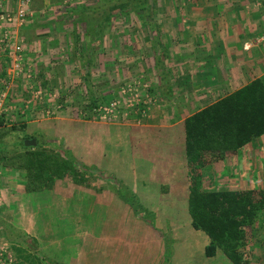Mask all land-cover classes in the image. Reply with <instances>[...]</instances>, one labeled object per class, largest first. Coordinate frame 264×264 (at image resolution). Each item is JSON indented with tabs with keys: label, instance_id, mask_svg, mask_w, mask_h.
<instances>
[{
	"label": "rangeland",
	"instance_id": "1",
	"mask_svg": "<svg viewBox=\"0 0 264 264\" xmlns=\"http://www.w3.org/2000/svg\"><path fill=\"white\" fill-rule=\"evenodd\" d=\"M9 1L0 14L16 16L26 0ZM31 1L35 14L22 26L0 25V40L8 31L23 43L30 72L15 75L13 55L0 43V89L9 87L1 141L7 155L19 160L25 153L18 145L34 139L41 150L56 152L60 160L63 150L70 152L76 162L53 189L41 191L28 190L25 169L0 162V246L6 252L1 264H11L8 253L12 264H49L48 258L62 264H232L220 250L208 258L210 240L193 228L186 132L164 127L174 104L159 88L157 64L165 53L175 95L186 107L176 112L189 117L210 103L196 101L209 88L192 75L210 62L211 48L236 41L246 60L256 63L249 77L255 73L264 80V0L151 1L150 25L118 11L111 18V6L122 0ZM77 7L100 9L75 13ZM226 9L237 13V21ZM242 21L247 23L240 24L241 40L230 39L231 26ZM186 60L198 67L185 73ZM95 102H102L96 107L102 112L94 111ZM158 114L165 121H153ZM203 174L210 190L264 192V136ZM116 187L135 192L144 210L140 216L120 200ZM5 224L33 238L36 252L11 242ZM256 226L257 246L248 258L264 264V214Z\"/></svg>",
	"mask_w": 264,
	"mask_h": 264
},
{
	"label": "trees",
	"instance_id": "2",
	"mask_svg": "<svg viewBox=\"0 0 264 264\" xmlns=\"http://www.w3.org/2000/svg\"><path fill=\"white\" fill-rule=\"evenodd\" d=\"M151 1L155 6L157 0H122L119 5L111 6V18L118 11V15L133 16L142 24L150 25ZM99 9L77 7L74 12L92 10L97 13ZM166 60L165 53H162L157 64V67H161L159 88L171 100L173 87ZM101 103L95 102L93 106L96 108ZM5 119L6 117L2 118L0 127V162L25 169L29 191H41L49 187L53 189L56 181L64 179L75 164V158L70 152L63 150L65 157L60 160V155H56V152L41 150L39 143L36 147H26L24 140L18 145L25 153L22 159L19 160L12 153H9L11 156L7 155L6 147L1 141ZM185 132L188 211L193 228L205 233L210 240L205 247V255L214 258L220 250L232 264H250L248 256L253 254L257 246L253 242L252 230L261 222L264 214V192L210 190L205 185L203 172L214 163L237 155L253 141L264 136V80L254 79L243 88L188 117L185 120ZM83 169L89 173L96 172L88 167ZM115 191L120 200L133 208L137 215L143 213L132 189L127 188L123 193L116 187ZM149 223L153 224L150 220ZM5 230L11 242L36 252L37 242L33 238L23 235V232L8 224H5ZM170 250V246L166 245L168 256ZM46 260L49 264H62L51 258Z\"/></svg>",
	"mask_w": 264,
	"mask_h": 264
},
{
	"label": "crops",
	"instance_id": "3",
	"mask_svg": "<svg viewBox=\"0 0 264 264\" xmlns=\"http://www.w3.org/2000/svg\"><path fill=\"white\" fill-rule=\"evenodd\" d=\"M26 1H31V0H26ZM31 2H35V0H32ZM46 3H48V0H46ZM10 4H11V2L9 0L8 1L6 0L5 5L1 4V1H0V7L3 9H4V7H6L7 9L10 8ZM224 5H227V4L224 3ZM226 8H228V7L226 6ZM29 9H30V12L32 13V15L34 16L35 12H34L33 8L29 7ZM224 12L228 13L229 15H233V18L231 19L232 21H234V20L237 21V17H236L237 13H232L228 9H226ZM262 14L264 16V13H262ZM239 17L240 16H238V18ZM29 18L30 17H27L26 20H28ZM247 18H248V16H247ZM257 18H258V16L254 15L253 20L257 21ZM259 19L261 20V18H259ZM236 23H238V22H236ZM242 23L245 24L247 22L242 21L237 26H235V23L231 26L233 34H230L228 36L230 39L235 40L234 37L235 38L237 37V39L241 40V37L243 35L242 34L243 30L242 31L240 30V28H241L240 24H242ZM250 28H251V25H250ZM235 33H237V34H235ZM224 37H225V34L222 36V38H224ZM239 45L240 44H238L235 41V44L234 43L232 45L230 44L229 48L218 47V48H211V50H207V54H209L208 55V59H209L208 61H210V62L208 64L201 63L203 65L202 67L204 69H202V68L200 69L201 70V71H199L200 74H196L197 72L193 73L192 77H197V79H199L200 81L201 80L204 81L203 83L205 84V86L206 87L208 86V88H209L208 93L206 95L207 97H204V98L198 97L196 99V101H198L199 103L201 102L200 100H206V101L210 102L209 104L206 102L207 105L202 107L201 109H204V108L212 105L213 103L223 99L227 95L243 88L244 86L249 84L254 79H257L255 77L256 76L255 73H254V75H252V77H249L250 76L249 75L250 74L249 68L251 70H255V67H257L256 63L253 60L252 64H250V60H246V58L244 57L246 52ZM26 52H27V50H26ZM187 62L188 61L186 60V64L184 66L186 68L185 73H186V70L188 71L189 67H191V68L198 67L197 65L192 66L193 64H189ZM168 72L170 73L171 70L168 69ZM190 73H192V71ZM14 76L15 75H13V79L16 80V78H15L16 76L15 77ZM190 76H188V77H190ZM186 78H187V75H186V77L183 76V79L185 81H187ZM258 78H262V76H259ZM172 85L173 84H171V86ZM4 87L5 86H3L2 89H4ZM227 87H228V89H230V92H227V90H226ZM2 89H0V90H2ZM221 89L223 90L224 94L221 93V91H219ZM165 98L167 99L166 96H165ZM167 100L170 101L171 103H173L174 106H173V110H171L173 112H171V114H169L167 117V119H169L170 125H165L164 127L180 128L182 130V132H184L183 134H185V120L189 116L184 114V113L180 114V115H178L179 113L177 114L176 110L178 107H181V104L183 102L180 98H178L175 95L174 87H173L172 99L171 100L167 99ZM184 108L186 109V107H181V109H184ZM174 112L177 114L176 116H174V114H173ZM164 119L165 118L162 115L158 114V115L154 116L153 121L154 120H156V121L161 120V122H163V121H165ZM155 124L158 125L157 122H155ZM178 134L182 135L180 131H178ZM182 137L185 140L184 135Z\"/></svg>",
	"mask_w": 264,
	"mask_h": 264
},
{
	"label": "built area",
	"instance_id": "4",
	"mask_svg": "<svg viewBox=\"0 0 264 264\" xmlns=\"http://www.w3.org/2000/svg\"><path fill=\"white\" fill-rule=\"evenodd\" d=\"M28 1L23 2L17 10L16 16L10 13H4L2 12L0 14V25H11L15 22H19V24L22 26L24 22H26V18L29 17V15H32L29 9V4H27ZM2 27V26H0ZM11 32L5 31L2 34L0 43L1 48L4 51H8V53H12L13 55V61H14V73L15 75H21L24 74L28 69L24 66V45L23 43H15L14 39H12ZM29 72V71H28ZM30 73V72H29ZM9 94V87L6 84L4 89L0 90V127H1V120L6 115V100ZM95 112H102V108H95ZM110 110L108 108L104 109L105 113H108ZM3 198L2 193L0 190V205L2 204ZM6 255V252H3V248L0 246V264L3 262L4 256ZM12 255L10 253L7 254V258L9 262L12 264L13 260L11 259Z\"/></svg>",
	"mask_w": 264,
	"mask_h": 264
},
{
	"label": "water",
	"instance_id": "5",
	"mask_svg": "<svg viewBox=\"0 0 264 264\" xmlns=\"http://www.w3.org/2000/svg\"><path fill=\"white\" fill-rule=\"evenodd\" d=\"M38 145L36 140H26L25 141V146L26 147H36Z\"/></svg>",
	"mask_w": 264,
	"mask_h": 264
}]
</instances>
